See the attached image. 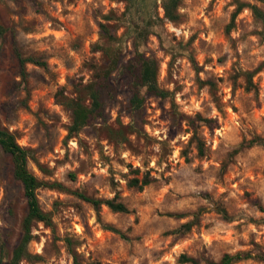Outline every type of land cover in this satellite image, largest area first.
I'll list each match as a JSON object with an SVG mask.
<instances>
[{
  "label": "rangeland",
  "instance_id": "rangeland-1",
  "mask_svg": "<svg viewBox=\"0 0 264 264\" xmlns=\"http://www.w3.org/2000/svg\"><path fill=\"white\" fill-rule=\"evenodd\" d=\"M160 5L0 0V123L32 151L27 167L41 183L36 197L52 221L34 223L20 264H188L181 255L205 264L225 253L264 252L258 208L264 207V24L253 11L264 14V0H182L176 23L163 19ZM156 17L161 22L137 40V27ZM99 22L116 28L123 63L135 45L158 61V84L169 94L147 95L143 110L133 113L132 79L114 73L102 91L103 118L69 137L71 115L59 101L75 97L92 80L90 65L103 63L93 51ZM15 49L47 68L27 63L23 79ZM197 116L214 120L212 129ZM110 130L127 140L115 142ZM254 138L261 142L247 147ZM146 173L150 185H128ZM80 195L116 196L129 212L96 211ZM217 207L234 220H223ZM26 210L11 158L0 147V264L19 242Z\"/></svg>",
  "mask_w": 264,
  "mask_h": 264
},
{
  "label": "trees",
  "instance_id": "trees-1",
  "mask_svg": "<svg viewBox=\"0 0 264 264\" xmlns=\"http://www.w3.org/2000/svg\"><path fill=\"white\" fill-rule=\"evenodd\" d=\"M118 2H125L134 4V0H116ZM182 0H161V9L163 12V19L176 23L180 18L179 8ZM239 10V9H238ZM253 11L260 17L264 24V14L259 12L255 7ZM263 14V15H262ZM108 20V16L104 17ZM161 22L159 17L148 18L143 22V26L137 27L138 38L137 40H146L148 35V28ZM99 29V42L93 46L94 52H100L103 56V63L101 65L91 64L93 76L91 82L83 86L75 97L59 101L60 105L64 106L71 115V124L67 129L68 136L72 137L79 133L83 128L92 123L96 119L103 118L102 108V91L108 87L112 75L119 71H126L129 73L131 83V97L129 99V108L133 113H138L143 110L145 97L147 95L155 96L164 99L168 96V92L161 89L158 84V71L159 64L154 57H147L138 51L137 45L134 46V57L127 62L122 61V49L118 45L120 38L116 36V28L110 27L108 24L102 22L98 23ZM5 29L0 23V37L4 34ZM136 44V43H135ZM14 56L17 61L20 76L25 79V65L31 63L33 65L47 68L44 61L35 59L34 57H23L18 49L14 50ZM247 85L246 90L250 91L255 89L251 82V73L246 74ZM197 120L207 128L212 129V124L215 122L212 119H205L197 116ZM193 134L191 139L195 141L199 154H203V142L195 133L193 122L191 123ZM131 129V127H129ZM109 133L113 136V140L117 143H124L127 140V134L123 131H112ZM261 142L260 138H254L248 141L247 147H252ZM0 147L10 156L12 163V175L15 180L20 182L23 189L24 198L26 200L27 210L22 219L20 228L21 236L19 242L12 251L10 259L6 264H20L22 260L28 257V244L32 241V228L34 223H43L46 226H51L52 221L48 213L44 212L38 203L36 197V190L41 186L37 178L28 170V161L32 160V151L30 149L20 146L16 142L13 133L4 128L0 123ZM237 150H235L236 152ZM138 173L137 170L134 171ZM152 183L151 177L146 173L141 179L133 177L129 180L128 185L137 190H142L144 187ZM81 198L91 204L93 208L98 211L101 206L107 207L110 211L115 213H128L129 210L122 202L117 201L115 196L112 199H94L84 195ZM259 211L264 213V207L259 205ZM217 214L223 220L230 222L234 220V216H230L228 212L221 207H217ZM264 223V218L261 220ZM192 223H186L182 228L189 230ZM3 253V247L0 248V255ZM257 260L264 263V252L251 253L237 252L234 254L225 253L219 260H206L205 264H235L244 260ZM1 260V259H0ZM182 263L188 264H201L197 258L188 257L186 255L180 256Z\"/></svg>",
  "mask_w": 264,
  "mask_h": 264
}]
</instances>
